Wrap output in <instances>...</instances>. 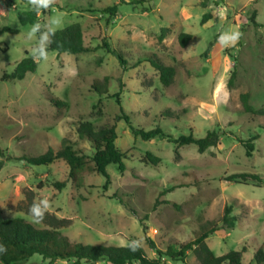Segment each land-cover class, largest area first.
I'll return each mask as SVG.
<instances>
[{"label":"rangeland","instance_id":"1","mask_svg":"<svg viewBox=\"0 0 264 264\" xmlns=\"http://www.w3.org/2000/svg\"><path fill=\"white\" fill-rule=\"evenodd\" d=\"M123 2L112 16L103 9L120 0H51L39 12L42 32L30 36L35 24L23 25L18 16L34 8L30 0H0V29H19L0 33V147L4 150L0 207L4 216L23 217L42 227L20 210L26 191L32 190L36 202L42 205L47 200L46 211L64 222L60 231L73 241L138 242L154 257L157 252L148 238L162 252L169 247L178 250L203 228L221 225L226 205H232V214L238 218L235 227L211 233L206 242L216 255L245 247L244 261L256 264L254 253L264 250V115L247 113L241 95L249 92L251 104L264 107V0ZM255 10L257 27L250 21ZM206 13L213 17L203 23ZM76 23L84 30L85 45L92 49L80 54L49 51L41 59L38 48L47 42L42 34L49 36L50 28ZM164 27L168 30L161 39ZM182 32L193 36L187 46L179 41ZM234 32L240 34L235 43L221 39ZM105 42L122 53L125 64L108 51ZM210 42L213 48L205 56ZM33 49L36 71L21 80H5L4 74L11 73L24 57L33 56ZM153 54L175 67L169 86L162 84L159 71L150 63ZM105 78L109 92L101 97L92 84ZM52 97L66 101L67 106L58 108ZM121 109L136 128L161 126L175 137L190 133L203 137L216 130L220 140L201 152L195 144L178 146L165 137L136 138L125 119H116ZM82 120L116 126V145L125 153L123 171L110 164L109 180L91 171L72 180L64 159L45 166L18 159L44 154L50 147L58 150L63 138L92 155L91 143L77 132ZM254 137L256 149L248 157L240 139ZM147 153L158 156L159 163L144 162ZM243 172L260 179H229ZM65 180L63 189L54 186ZM187 262L200 264L192 250ZM27 263L72 264L62 259L50 263L38 254ZM163 264L187 263L165 256Z\"/></svg>","mask_w":264,"mask_h":264},{"label":"trees","instance_id":"2","mask_svg":"<svg viewBox=\"0 0 264 264\" xmlns=\"http://www.w3.org/2000/svg\"><path fill=\"white\" fill-rule=\"evenodd\" d=\"M120 3L107 6L103 10L112 16H115ZM44 10L41 8L37 10L35 7L29 10H25L18 13L19 19L23 25L26 24H39L40 16L39 12ZM213 15L206 13L203 18V23H206ZM257 10H255L250 21L254 25L260 26L257 22ZM168 28H162L161 39L166 35ZM18 33L19 29L4 27L0 29L2 32ZM41 28L38 30L40 34ZM47 42L44 47L46 52L57 51L61 53L80 54L89 52L92 48L85 45V33L82 26L78 23L72 24L68 27L57 29L54 31H48ZM193 36L189 33L182 32L179 35V41L182 46H187ZM109 52L114 53L122 64L126 63L121 52L112 49L107 42L104 43ZM214 42H210L204 55H208ZM150 63L160 73V80L164 86H169L173 83L176 74L174 66L163 63L155 54L150 58ZM101 62V58L97 60ZM38 67L37 59L34 56H26L19 61L15 69L11 73H5L4 79H24L29 72L36 71ZM236 71L234 70L230 78V86L233 85L235 80ZM108 78H105L103 82H94L92 84L93 89L102 97L109 92L107 86ZM113 97L117 98L118 103L121 105L119 94H115ZM251 95L249 92L241 95L244 110L247 113L264 115V107L257 109L250 102ZM51 102L58 108L66 107L67 102L61 99L52 97ZM122 116L117 115L116 119H125L129 124L134 136L141 137L143 140H150L156 137H165L170 142L177 144L178 146L195 144L198 146L199 151L204 152L210 147H213L219 143L220 133L216 130H210L203 137H196L193 133L188 135H180L175 137L173 134H168L163 127L156 126L153 129L145 130L143 128L134 127L128 115L123 109ZM167 115H170L169 110L164 111ZM77 132L79 138L85 139L91 143L94 149L92 155L86 154L82 150L75 147V143L70 138H63L62 145L58 150L49 148L44 154L41 155H22L18 159L25 161L32 166H45L52 164L55 160L64 159L69 165V179L77 180L79 175L84 171H91L101 174L110 179V175L107 172V166L110 164L118 165L119 169L123 171L125 169V153L122 152L116 145L117 130L114 124H104L96 126L92 121H79ZM255 137L247 140L240 139L246 149V155L251 157L256 149ZM4 156V150L0 147V158ZM160 158L154 154L147 153L144 157V162L150 164H158ZM3 161L0 159V170L3 167ZM229 179H242L248 181L250 179L259 180L260 177L256 174H249L246 172L235 174L230 176ZM68 180L54 182V186L58 189H63L67 185ZM26 200L20 204V210L30 214V207L35 202L38 206H43L35 201L34 192L32 190L26 191ZM26 201V202H25ZM28 201V202H27ZM170 203V201H167ZM178 207L177 204H174ZM232 205H226L224 213L220 219L221 225H215L212 227L203 228L201 234L194 240L184 243L177 250L174 247H169L166 252H162L156 245V243L148 238L149 244L157 252V256H150L146 252L145 248L138 242H132L129 245H115V244H86L82 242L73 241L68 235H65L60 231V228L64 226V222L59 220L54 215L45 211L43 219L40 221L43 224L42 227L36 226L31 221L23 217L6 218L3 214V210L0 207V245H3L6 251L0 253V262L3 264H28L34 255L38 254L43 259L49 260L50 263L55 262L58 259L69 260L72 264H96L100 261H107L111 264H163L165 262V256L171 260L182 261L187 263V254L189 250H192L200 264H253L252 262L246 263L244 261V253L247 251L245 247L241 250H232L223 255H216L206 242L208 236L220 229L231 230L235 227L237 222V216L232 214ZM147 229V228H146ZM254 260L256 264H264V250L261 247L254 253Z\"/></svg>","mask_w":264,"mask_h":264},{"label":"clouds","instance_id":"3","mask_svg":"<svg viewBox=\"0 0 264 264\" xmlns=\"http://www.w3.org/2000/svg\"><path fill=\"white\" fill-rule=\"evenodd\" d=\"M31 4L37 9H41V8H47L50 3L51 0H30ZM53 23H58V21H53ZM40 28V24H35L32 29L31 32L29 33V35H34ZM50 31H54V29L50 28ZM239 32H234L229 36H221V39L223 38H227V40H230L232 43H235L236 40H238L239 38ZM42 38L43 39H47V33H43L42 34ZM33 56H34V49H33ZM40 56L41 59H46L47 58V52H46V48H41L40 50ZM43 208H41L40 206H38L35 202L32 204V206L30 207L29 211L30 214L33 217V221L35 223H39L44 216L45 211L48 209L49 205L46 199H44L43 201H41ZM6 251V249L4 248L3 245H0V253Z\"/></svg>","mask_w":264,"mask_h":264}]
</instances>
